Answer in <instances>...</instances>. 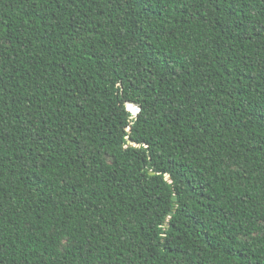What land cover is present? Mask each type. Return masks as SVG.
I'll use <instances>...</instances> for the list:
<instances>
[{"label":"trees","instance_id":"1","mask_svg":"<svg viewBox=\"0 0 264 264\" xmlns=\"http://www.w3.org/2000/svg\"><path fill=\"white\" fill-rule=\"evenodd\" d=\"M262 22L0 0V264H264Z\"/></svg>","mask_w":264,"mask_h":264},{"label":"snow or ice","instance_id":"2","mask_svg":"<svg viewBox=\"0 0 264 264\" xmlns=\"http://www.w3.org/2000/svg\"><path fill=\"white\" fill-rule=\"evenodd\" d=\"M141 5L145 8V10H150L154 8V0H140ZM239 27L244 28V25H240ZM259 30L264 31V22L258 25Z\"/></svg>","mask_w":264,"mask_h":264},{"label":"water","instance_id":"3","mask_svg":"<svg viewBox=\"0 0 264 264\" xmlns=\"http://www.w3.org/2000/svg\"><path fill=\"white\" fill-rule=\"evenodd\" d=\"M127 109L130 110V111H132L133 113H137V112L140 110L139 107L134 106V105H132V104H129V105L127 106ZM150 174H154V172L151 171ZM168 177H169V174H165V178H168ZM172 198H173L174 201L177 200V197H176L175 195H174Z\"/></svg>","mask_w":264,"mask_h":264}]
</instances>
